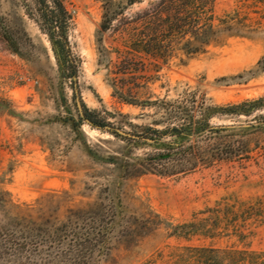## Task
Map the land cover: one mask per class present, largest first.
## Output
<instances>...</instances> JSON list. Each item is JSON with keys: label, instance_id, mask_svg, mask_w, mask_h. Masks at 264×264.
Returning <instances> with one entry per match:
<instances>
[{"label": "rangeland", "instance_id": "rangeland-1", "mask_svg": "<svg viewBox=\"0 0 264 264\" xmlns=\"http://www.w3.org/2000/svg\"><path fill=\"white\" fill-rule=\"evenodd\" d=\"M148 1L126 7L103 30V1L61 0L71 17V76L72 68L59 64L40 29L36 1L0 0V23L19 47H9L0 27V264H95L100 258L99 264H193L187 246L264 250V223H251L242 241L175 232L224 196L264 195V132L251 130L250 158L160 174L155 170L175 164L156 158L165 151L161 142L171 137L134 140L86 121L133 135L145 134L146 126L164 128L155 123L163 119L161 110L117 96L116 74L108 68L124 53L126 20ZM242 2L250 1L214 0L213 10L221 16ZM253 4L249 14L259 22L247 36L192 56L178 52L158 70L120 73L117 85L131 87L138 100L194 99L218 106L264 96V3ZM246 119L221 114L210 122ZM99 229L106 232L102 239L95 235ZM103 243L104 255L98 251Z\"/></svg>", "mask_w": 264, "mask_h": 264}, {"label": "trees", "instance_id": "trees-1", "mask_svg": "<svg viewBox=\"0 0 264 264\" xmlns=\"http://www.w3.org/2000/svg\"><path fill=\"white\" fill-rule=\"evenodd\" d=\"M35 1L39 7L40 29L47 35L59 64L62 65V61L68 63L72 68L71 76L74 75L75 64L66 46V30L70 15L61 0ZM101 1L104 4L103 30L108 29L112 21L124 13L126 7L141 2V0ZM249 1V3L242 2L221 16H216L213 10L214 0H150L145 8L130 14L126 20L125 48L122 51L124 53L119 54L120 60L110 63L108 67L111 73L116 74L113 76L112 81L115 83L113 82L112 88L117 96L127 103L161 110L163 119L155 123L163 125L164 128L159 130L146 126L145 134H136L143 138L149 136L152 142L158 141L153 137L155 134L172 138L171 141L161 142L165 151L157 154L156 158L174 160L175 164L172 169L165 166L155 170L157 173L187 172L201 166H209L217 161L250 158L251 130L264 132V96L227 106L205 104L194 99L138 100L133 96L131 87L117 85V75L133 72V69L158 70L178 52L192 56L203 53L210 45L221 44L230 37L247 36L251 32V26L259 22L257 21L259 19L250 16L248 7L251 3H254L253 5L264 3L263 0ZM0 27L3 28V37L9 47L13 51H18L16 39L2 23ZM137 58L141 59L140 66H136ZM262 60L264 57L259 64L264 62ZM120 68L122 70H119ZM221 114L245 116L247 119L232 124L210 122L215 115ZM90 122L99 126L107 125L101 121ZM112 133L119 136L115 132ZM127 138L141 140V138ZM115 159L116 162L122 161V158L115 157ZM129 165L126 161L125 166ZM251 223H264V195L247 200L233 195L224 196L212 206H206L195 213L193 220L176 226L175 232L186 236L199 235L208 238L236 237L237 240L242 241L250 233ZM105 233L104 230L99 229L95 235L102 239ZM106 249L107 246L103 243L100 244L98 251L104 255L108 253ZM185 249L192 253L193 264H264V250H251L247 246L238 248L234 245L225 247L198 245L187 246ZM102 259L100 258V262L95 264L101 263Z\"/></svg>", "mask_w": 264, "mask_h": 264}, {"label": "water", "instance_id": "water-1", "mask_svg": "<svg viewBox=\"0 0 264 264\" xmlns=\"http://www.w3.org/2000/svg\"><path fill=\"white\" fill-rule=\"evenodd\" d=\"M77 104H78V107H79V111H80V114L81 116L82 115V111H81V108H80V105H79V102L77 101ZM86 121L91 124L92 126H95L96 128H99L101 130H106V131H112V132H115L121 136H126V137H132V138H135V139H144L146 141H151L149 138H143V137H139V136H136V135H133V134H130V133H127L125 132L124 130H121V129H118V128H115V127H112V126H109V125H104V126H99V125H95L94 123L90 122L88 119H86ZM110 159H106V161H109Z\"/></svg>", "mask_w": 264, "mask_h": 264}]
</instances>
